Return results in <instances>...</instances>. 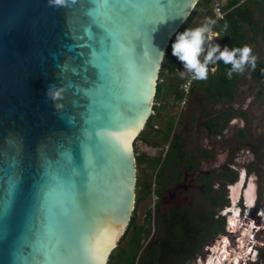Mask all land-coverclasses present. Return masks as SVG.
<instances>
[{
  "label": "water",
  "instance_id": "water-1",
  "mask_svg": "<svg viewBox=\"0 0 264 264\" xmlns=\"http://www.w3.org/2000/svg\"><path fill=\"white\" fill-rule=\"evenodd\" d=\"M199 0H0V264H107L133 141Z\"/></svg>",
  "mask_w": 264,
  "mask_h": 264
},
{
  "label": "rangeland",
  "instance_id": "rangeland-1",
  "mask_svg": "<svg viewBox=\"0 0 264 264\" xmlns=\"http://www.w3.org/2000/svg\"><path fill=\"white\" fill-rule=\"evenodd\" d=\"M207 18L213 19L211 8L201 7L190 21V26L197 27ZM254 18L257 25H264L263 11L255 9ZM247 39L248 45L253 49V54L258 57L255 69L264 72V38L262 32H249ZM216 43L222 47L226 45L220 37L216 39ZM252 72L253 70L249 68L238 79L237 87L233 91V101L218 100L209 96L203 87L192 86L187 96V102L181 110L174 100L175 88H179L180 84L177 80L179 75L163 77L166 86L159 99L164 104L156 109L152 128L145 130L147 144L143 145L140 142L137 144L139 146L138 155H143L146 163L143 160V164L137 169L135 176H137L139 184L149 185L150 190L143 194L135 186L134 194L138 203L134 204V225L143 230L141 234L143 237H141L142 241L139 245L142 247L135 255L133 264H166L165 260L159 259H157V263L152 261L148 263V255L154 254L155 250H158L155 245H148V242L158 240L160 243V237L157 238V235L168 227L166 225L174 224L176 218H172L168 222L170 216H167L168 211L172 212L174 209L179 212L182 211L181 220L183 225L188 227L184 230V234L190 235L188 238L172 242V245L181 247V252L177 253L179 257L185 254V259H179L176 263L198 264L197 260L203 259L204 255V246H199L200 242H198L203 231L201 230L202 224L196 222L194 217L198 221L206 220V213H215L216 210L219 217V212L224 206L219 208L218 203L215 206H210L208 203L210 197L217 198L219 196L221 199L218 202L227 205L230 202L234 203L242 193L245 196L246 192L248 196L250 190L255 195H253L252 202L248 203L246 199L244 201L248 208L255 203L253 216H250L252 221L250 222L254 227H260L259 230L261 231L255 236V241L256 250L259 251L257 258H260L264 263V220L261 219L264 213V77L256 82L253 80ZM215 90L216 88L212 87L210 92L213 93ZM226 119L229 120L223 125ZM169 121H172L173 130L168 141L162 135L152 138L154 130H161L164 135ZM216 123V129H210V125L215 126ZM214 130L216 136L212 134ZM172 138H177L178 141L175 140L174 143H177L178 146L179 142L182 144L180 152L183 158L178 161L179 164L176 162L180 157L177 152L171 148L167 153L168 148H165ZM229 173L237 174V182L230 185L225 184L221 190L220 184L223 181V176H227ZM177 176L180 177L176 178ZM244 176H246L245 181H243ZM206 182L211 186L208 195H205ZM170 185L176 186L171 189L168 188V192L166 187H170ZM241 187H243L242 190H239ZM237 189L239 194L236 198L234 193ZM160 193H163L159 203L162 207V209L160 208L162 215L160 211V215L159 212H155L156 209L154 208ZM257 209H262L259 220L256 218L255 211ZM152 212L154 213L153 222ZM148 213L149 218L147 217ZM250 217L249 219H251ZM245 218H247V213H245ZM160 219L165 220L164 226L159 221ZM254 221L259 226H255ZM223 226L225 228L226 224L223 223ZM192 228H197V230L194 231ZM213 228L215 229L216 226ZM250 232L251 229L248 227L243 232L244 236ZM221 236L216 235L210 240V244L214 243L218 246L216 241ZM128 238L129 235L120 240L118 246L125 247ZM193 244L197 245V250L194 252L191 247ZM218 248L220 249L219 246ZM172 249L166 251H172ZM241 252L243 253L244 249ZM214 254L216 256V253ZM162 255H166L165 251ZM232 260L230 264H232ZM120 261L119 258L116 259L115 264H119ZM214 263L217 264V262Z\"/></svg>",
  "mask_w": 264,
  "mask_h": 264
},
{
  "label": "trees",
  "instance_id": "trees-1",
  "mask_svg": "<svg viewBox=\"0 0 264 264\" xmlns=\"http://www.w3.org/2000/svg\"><path fill=\"white\" fill-rule=\"evenodd\" d=\"M213 0H199L197 4L195 5L193 11L191 12L190 16L185 20V22L182 24V26L178 29L177 33L185 31L190 26V21L195 17L196 13L201 7H210L211 8V2ZM238 2L236 0H233L229 4H227L225 10H227V13L222 20H217V24L214 28V31L218 34V37L222 39L225 44L229 47H243L245 44L248 45V39H247V33L253 32L257 33L259 31L262 32V36L264 38V25L259 26L256 23V20L254 18V10L259 9L264 12V0H249L245 3H242L240 5H237ZM228 24V30L225 32L223 30L224 24ZM264 24V23H263ZM244 25H246V28H244ZM177 33L173 36L174 39H176ZM175 42V40L170 41V45L168 46L167 51H165V57H163L160 72H159V78H162L164 76V71L167 69L168 75H179L177 71H175L176 68H178L180 71H184L183 64L172 55V44ZM230 65H225L224 63L220 62L218 63L215 68L216 71L214 73H210L207 80L204 81H193L192 86H195L196 88L203 87L207 90L209 96L216 98L218 100H224L226 102L233 101L234 98V89L237 87V81L241 77V75L234 74L231 79L227 76V71L230 68ZM166 76V75H165ZM253 80L256 82L264 77V72H259L257 69L253 70L252 72ZM177 80L181 83L183 79L180 78V76L177 77ZM179 84V83H178ZM166 86V83L159 82L157 80L156 85V92L154 99H158L161 97L162 92L164 91ZM212 87H215L216 90L212 93L210 92V89ZM192 88V87H191ZM181 97L179 88H175V94H174V100L177 101ZM227 116V115H226ZM226 119L224 120L225 125L227 123ZM154 117L150 116L147 124L144 128V130L141 132L138 138H135L133 141V153L135 157V167L137 169L143 164L142 156L138 155V142H140L143 145H146L147 142L145 141V130H150L153 126ZM214 129L217 127V123L215 126H213ZM154 129V128H153ZM173 130V124L172 121H169L168 128L164 131L154 130V133L152 135V138H156L158 135H162L164 138H167V141L169 137L171 136ZM165 138V139H166ZM156 145V144H154ZM139 181V180H138ZM237 182V174L229 173L227 176H223V181L220 184V189L222 190L223 186L225 184H232ZM137 187H139L140 191L143 194H146L150 190V186L147 184H139L137 182ZM221 197L219 196L217 198H211V201L213 205H216L218 203V207L222 208L223 206H226V203H219ZM135 201H138L135 200ZM217 224L216 228L213 230L211 234H207L203 236L202 246L204 248L207 247L208 244H210L209 240L214 238L216 235H222L219 240L216 241V244L220 247V250L226 255L227 262H230V259L236 255L237 249L239 246L243 244V238L244 233L241 230L242 222L240 223H233L232 219H229L227 217L225 218H219L217 216ZM134 222V211L131 213L130 221L128 223V226L126 228V231L130 229V227L133 225ZM223 223L226 224L225 228L223 226ZM230 223V225H229ZM134 232H132V238L129 242L126 244V248H121L117 245L116 248L110 253L108 257L107 264H115L116 259H120L119 264H133L135 260V255H137L139 251V245H138V237L140 235V228L134 229ZM123 234L122 240L125 236ZM183 239L182 236H175V239L173 240H181ZM119 244V243H118ZM114 253V256L112 254Z\"/></svg>",
  "mask_w": 264,
  "mask_h": 264
},
{
  "label": "clouds",
  "instance_id": "clouds-1",
  "mask_svg": "<svg viewBox=\"0 0 264 264\" xmlns=\"http://www.w3.org/2000/svg\"><path fill=\"white\" fill-rule=\"evenodd\" d=\"M55 2L59 4L63 3V0H55ZM216 24V19L207 18L199 26L194 28L189 27L185 31L177 33L175 42L172 44V55L184 66V71L178 70L181 79H188L189 83L192 81L207 80L210 72L214 73L216 71L215 66L220 62L231 66L227 71L229 79H231L234 74L243 75L249 68L255 70L258 57L253 54L252 47L247 44L238 48L229 47L227 45L222 47L219 43H216V39L218 38V35L214 34ZM223 30L225 32L228 30L227 23L224 24ZM159 52L162 58L165 57L163 51ZM245 178L246 176L243 177V181H245ZM242 188L243 187L239 190H242ZM245 199L248 202L246 192L245 196H243V193L240 194L239 198L234 203L230 202L219 212V217L221 218L227 217L234 220V223L242 222L241 230L243 232L244 230L246 231L248 227L251 230L256 228L250 222L252 221L251 217L254 213L253 209L255 203L248 208L245 204ZM240 201H242V203L239 204ZM261 211L262 209H257L255 211L257 220H259ZM245 213H247V218L244 219ZM249 217L251 219H249ZM213 246L214 250L211 253L213 254V264H215V260H217V264L226 263V255L222 253L218 246L215 244H213ZM214 253H216V256ZM206 261H208V259H206L205 262ZM227 264H230V262H227Z\"/></svg>",
  "mask_w": 264,
  "mask_h": 264
},
{
  "label": "flooded vegetation",
  "instance_id": "flooded-vegetation-1",
  "mask_svg": "<svg viewBox=\"0 0 264 264\" xmlns=\"http://www.w3.org/2000/svg\"><path fill=\"white\" fill-rule=\"evenodd\" d=\"M214 125H210V129H214V127H213ZM216 129V128H215ZM212 134H213V136H216V131L214 130L213 132H212ZM175 140L176 141H178L177 140V138H172L171 139V142H169V144H168V149H167V153H168V151L172 148L173 150H175L176 152H177V154L180 156L179 157V160L177 159L176 160V162L179 164V162L178 161H180L182 158H183V155H182V153L180 152L181 150H182V144H181V142H179V146H178V144L177 143H174L175 142ZM172 143V144H171ZM140 156H142V158H144L143 160H144V162L146 161V159H145V157L143 156V155H140ZM146 163V162H145ZM173 168V167H172ZM135 177H137V176H135ZM178 177H180V176H177L176 178H178ZM175 178V177H174ZM175 180H177V181H179L178 179H175ZM137 182H138V180L137 181H135V186H137ZM172 182H174V181H172ZM172 186V187H171ZM176 185H170V187H166V189H167V191H168V188H174ZM210 184H208V182H206L205 183V195H208L209 193H210ZM137 189H139V187H137ZM134 191H135V188H134ZM166 191V192H167ZM169 192V191H168ZM162 197H163V193H160V195L158 194V201H157V203H155V205H154V208L156 209V211L155 212H159L160 211V208L162 209V207H160L161 205L159 204L160 203V201L162 200ZM135 200H137V199H135V194H134V204H137L138 203V201H135ZM208 203H209V205L210 206H212L213 205V203H212V201H211V197L209 198V200H208ZM213 206H215V205H213ZM164 209V208H163ZM133 211H134V207H133ZM161 212V211H160ZM160 212H159V215H160ZM181 212V213H180ZM177 211L176 209H174V210H172V212H170V211H168V215L167 216H170V219L168 220V222L170 221V220H172V218H176L175 219V221H174V224L173 225H170V224H168V225H166V226H168L167 228H165L164 229V231L161 233V234H159V235H157V238L158 237H160V243H158V240H153V242H152V240H150L149 242H148V245H155V247H157L158 248V250H155V252H154V254L153 253H150L149 255H148V257H147V260H148V263L150 262V261H152L153 263H157V259H159V260H165L166 262V264H177L176 262L179 260V259H182V260H184L185 259V254L183 255V256H181V257H179V254H177L178 252H181V247H178V246H175V245H172V242L174 241L173 239H175V236H182V238L183 239H185L186 237L188 238V236H190V235H188V236H186L185 234H184V230L185 229H187L188 227H186L185 225H183V222H182V220H181V218H182V211ZM161 215H162V212H161ZM175 216V217H174ZM180 216V217H179ZM146 217V216H145ZM147 217L149 218L150 217V215H149V213H148V215H147ZM153 217H154V213L152 212V222H153ZM205 219L206 220H202V221H198L197 219H195V217H194V220H196V222H198V223H200V224H202V228H201V230L203 231V234H202V236L200 237V239H199V241L198 242H200L199 243V246H202V241H203V236L204 235H207V234H211L212 232H213V230H214V228L212 229V227H215L216 226V224H217V222H218V220H217V210H216V212L215 213H209V212H207L206 213V215H205ZM167 220V219H166ZM159 221H161V223H162V225L164 226L166 223H165V220L164 219H160ZM134 223H135V215H134V222H133V225L130 227V229H128L127 231L125 230V232H124V236L126 237L127 235H129V238H128V240L126 241V243H125V246H126V244H127V242H129L130 240H131V236H132V232H134L133 230L134 229H137V228H139V227H135V225H134ZM127 228V227H126ZM141 229V228H140ZM194 231H196L197 230V228H192ZM200 230V231H201ZM142 231L143 230H141L140 231V235H139V237H138V245H140L141 244V241H142V239H141V237H143V235H141L142 234ZM123 236V235H122ZM124 237V238H125ZM122 238V237H121ZM156 238V239H157ZM171 239V240H170ZM211 240V239H210ZM210 240H209V242H210ZM120 242V241H119ZM118 242V243H119ZM151 242V243H150ZM175 242V241H174ZM177 242V241H176ZM171 243V244H170ZM214 244V243H213ZM213 244H208L207 245V247L206 248H204V255H203V259H198L197 261H198V264H200L202 261H205L206 259H207V255H208V253H209V250H210V248H211V246L213 245ZM118 245V244H117ZM147 245V246H148ZM117 247V246H116ZM115 247V248H116ZM140 248H139V251H140V249H141V247L142 246H139ZM191 247H192V251L194 252V251H196L197 250V245H191ZM122 248H124V247H122ZM126 248V247H125ZM148 248V247H147ZM165 250H164V249ZM171 248H173L172 249V251H166V250H168V249H171ZM161 249V250H160ZM114 250V249H113ZM112 250V251H113ZM165 251V254L166 255H162L163 253H164V251ZM111 251V252H112ZM138 251V252H139ZM177 254V255H176ZM182 254V253H181ZM209 255H213V254H209ZM211 256H209V257H211ZM167 260H169V261H167ZM196 261V262H197Z\"/></svg>",
  "mask_w": 264,
  "mask_h": 264
},
{
  "label": "built area",
  "instance_id": "built-area-1",
  "mask_svg": "<svg viewBox=\"0 0 264 264\" xmlns=\"http://www.w3.org/2000/svg\"><path fill=\"white\" fill-rule=\"evenodd\" d=\"M232 1L233 0H213L211 2V12H212L213 19H216V20L224 19L225 15L227 13V10H225V8H226L227 4H229ZM236 1L238 2L237 5H240V4L245 3L249 0H236ZM214 34H217V33L214 31ZM172 40L174 41L175 39L172 38ZM178 70H179L178 68L175 69V71H177V72H178ZM210 73H212V72H210ZM168 74L169 73H168L167 69H165L164 76L168 75ZM164 76H162V78H158V80L160 82H163ZM192 83H193V81L191 83H189L188 79H183L182 82L179 84V90H180L181 97L175 102L178 105L180 110L183 109L184 105L187 102V96H188L189 91L192 87ZM163 104L164 103H162V101L159 98L156 100L153 99L152 109L150 111V116H154L156 114V109H158L159 107H162ZM165 148L167 149L168 146ZM255 225L258 226V224L256 222H255ZM258 231H259V227L254 228L251 230L250 234L244 236L245 238H243V244L240 246V248L238 247L236 255L231 258V259H233L232 260L233 264H264L263 261L260 260V258H257V257H259V254H258L259 251L256 250L255 236L258 234ZM242 249H244L243 253L241 252ZM213 250H214V246L212 245L210 250H209V253L207 255L208 261H206V262L203 261L200 264H213V261H214L213 256L209 255L213 252ZM257 254H258V256H257ZM209 256H211V257H209ZM215 262H217V260H215ZM220 264H222V263H220ZM223 264H226V263H223Z\"/></svg>",
  "mask_w": 264,
  "mask_h": 264
},
{
  "label": "bare ground",
  "instance_id": "bare-ground-1",
  "mask_svg": "<svg viewBox=\"0 0 264 264\" xmlns=\"http://www.w3.org/2000/svg\"><path fill=\"white\" fill-rule=\"evenodd\" d=\"M251 189H252V187H251ZM238 192H239L238 189H237V191L235 190V193H234V194H235V197H236V198H237V195L239 194ZM253 195H254V194H253V191H252V190L248 191V196H247V197H249V198H248V202H250V203L252 202V200H253ZM254 196H255V195H254ZM250 200H251V201H250ZM261 219L264 220V213H263V216H262ZM233 221H234V220H233Z\"/></svg>",
  "mask_w": 264,
  "mask_h": 264
}]
</instances>
